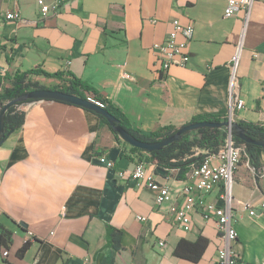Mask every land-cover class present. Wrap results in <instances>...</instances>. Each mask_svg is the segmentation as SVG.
Here are the masks:
<instances>
[{"label":"crops","instance_id":"1","mask_svg":"<svg viewBox=\"0 0 264 264\" xmlns=\"http://www.w3.org/2000/svg\"><path fill=\"white\" fill-rule=\"evenodd\" d=\"M228 3L66 0L42 17L37 0H0V74L36 68L73 73L105 94L135 129L151 135L201 116H228L238 55L245 107L235 120L264 125V0L229 17ZM10 11L21 18L8 20ZM175 19L194 24L190 59L163 71L154 45ZM32 77L49 87L62 84ZM19 108L25 122L0 145V234H10V253L5 257L0 247V264H84L87 258L92 264H216L222 244L216 219L195 211L189 227L176 223L169 203L158 204L152 190L129 177L140 153L97 114L53 99ZM258 154L264 169V147ZM140 157L153 164L147 151ZM248 162L240 163L233 183L235 247L239 264H264V175L258 180ZM155 170L180 203L191 169L181 177L179 168ZM207 199L222 205L217 192ZM244 201L252 203L254 215ZM108 225L122 232L119 249L108 242ZM201 235L209 243L198 262L174 255L180 240ZM27 241L28 250L18 255Z\"/></svg>","mask_w":264,"mask_h":264},{"label":"built area","instance_id":"2","mask_svg":"<svg viewBox=\"0 0 264 264\" xmlns=\"http://www.w3.org/2000/svg\"><path fill=\"white\" fill-rule=\"evenodd\" d=\"M66 0H37L39 13L42 17L57 11ZM254 0H229L225 9L227 17L235 15L240 10L249 13ZM8 20H18L21 18L19 11H10L5 14ZM195 27L193 23H182L179 19L172 22L166 38L154 45L158 51L161 69L166 71L170 67L186 66L190 59L189 45L194 38ZM238 55L232 63V72L229 81V112L226 120L231 123L235 120L236 112L245 107V102L240 94V81L237 74ZM226 137L223 144L217 151H211L207 148L196 146L193 148L191 157L203 158L196 160L191 164V176L180 190L182 201H176L172 188L166 182L158 178L155 170V164H149L145 159L140 157L129 175L138 186L146 187L152 190L156 195L158 204L169 203L170 212L173 220L189 227L192 224V213L201 211L205 217H214L217 222V228L220 232L222 244L218 249L216 264H239L241 255L235 245L238 240V231L235 227V205L233 197V183L235 181V170L240 165L242 158L248 155L245 150V144H239L233 134L232 126L225 128ZM249 163V162H248ZM114 163L108 162L112 167ZM154 167V168H153ZM124 177L125 172H120ZM264 175V173H263ZM217 192L222 205L216 201H208L209 194ZM242 206L250 209V214H255V209L249 201L242 202ZM261 212L264 213V199L260 202ZM139 220H145L146 217L138 215ZM31 236L33 233L28 232ZM160 246L165 245L164 240L159 241ZM10 253L9 248L2 247V254L6 257ZM84 264H92L87 258Z\"/></svg>","mask_w":264,"mask_h":264},{"label":"trees","instance_id":"3","mask_svg":"<svg viewBox=\"0 0 264 264\" xmlns=\"http://www.w3.org/2000/svg\"><path fill=\"white\" fill-rule=\"evenodd\" d=\"M34 74L58 78L62 81V84L51 87L46 86L40 83L38 80H35L32 77V75ZM6 80L11 81V86L5 87L3 92L0 93V115L8 101L15 99L34 89L49 88L59 89L68 93L78 94L84 97L89 96L95 99L96 101L100 102L107 111H109L119 119L116 124L123 126L131 134L143 141H158L164 139L175 134L178 129L181 128L170 127L168 128V130L162 133H155L151 135L142 134L130 124L126 116L114 105V103L105 94L100 92L93 85L77 77L73 73H63L61 71L51 73L43 69L36 68L23 72L17 71L13 75H9L8 73H6L5 75L0 74V87L3 88V84ZM30 101H34V99H28L26 101L17 102L11 105L6 110L3 120L4 129L1 133L0 141L6 139L10 135V133L22 126V124L25 122L26 114L23 110L19 108V106L23 103ZM87 110L97 114L101 118V121L103 123L108 124L110 128L114 131V133L119 138L121 137L119 133L115 131L114 127L110 124L107 118H105L103 115L96 111H93L91 109ZM204 120L214 122H225L226 117L223 118L218 116H201L193 119L190 123H187L185 125ZM238 123L249 137L253 139L264 140V125L248 121H239ZM225 137L226 131L224 127H201L198 129H194L184 133L179 139L164 146L160 150L147 151L150 154L149 161L155 164L157 168H162L163 170H167L170 168H179L181 177L189 171L192 163L204 157V155H201L200 157H191L190 155L192 154L194 147L199 146L202 148H207L211 151H217L223 144ZM235 139L239 144H245V150L248 155L249 163L252 167H254L256 172V178L259 180L260 175L264 173V169L258 154L259 146L253 143H246L241 140L238 136H235ZM133 149H137L136 151L140 153V155H144V152H146V150L134 146ZM107 235L108 242L110 243V245H112L116 249H119L121 247L122 232L117 228L108 225ZM208 243V238L202 235L199 236L198 239L195 241L182 239L175 247L173 253L179 258H184L192 262H198L201 259L203 253L205 252ZM9 245L10 234L1 233L0 247L9 248ZM29 246L30 241H27L19 249L18 255H24L25 252L28 250Z\"/></svg>","mask_w":264,"mask_h":264},{"label":"water","instance_id":"4","mask_svg":"<svg viewBox=\"0 0 264 264\" xmlns=\"http://www.w3.org/2000/svg\"><path fill=\"white\" fill-rule=\"evenodd\" d=\"M28 99H34V100H40V99H53L58 100L62 102L72 103L76 104L82 107H85L87 109H91L93 111H96L103 115L107 120L110 122V124L114 127L115 131L119 133V135L130 145L146 150V151H154V150H160L164 146L176 141L179 139L184 133L198 129L201 127H224L227 128L229 125L232 126L233 134L235 136H238L241 140H243L246 143H253L256 144L259 147H264V140L259 139H253L249 137L246 132L241 128L239 123L237 121H233L232 123L229 120H226L225 122H214V121H199L194 122L188 125H185L178 129V131L164 139L158 140V141H143L141 139H138L133 134H131L126 128H124L121 125L116 124L119 119L114 116L112 113L107 111L104 106L96 101L95 99L87 96H81L78 94H72L68 93L59 89H49V88H43V89H34L31 90L15 99H12L6 103L4 106L1 115H0V136L4 129V116L6 113V110L13 104L20 102V101H26ZM4 141V140H3ZM3 141H0V145ZM158 172L164 173L162 168H157ZM24 227L26 224L21 223Z\"/></svg>","mask_w":264,"mask_h":264},{"label":"rangeland","instance_id":"5","mask_svg":"<svg viewBox=\"0 0 264 264\" xmlns=\"http://www.w3.org/2000/svg\"><path fill=\"white\" fill-rule=\"evenodd\" d=\"M8 86H11V81H10V80H6V81L4 82V84H3V88L0 87V93L3 92L4 88H5V87H8ZM123 140H124V139H123ZM124 141H125V140H124ZM134 150H137V149H134ZM142 157H143V156H142ZM245 159H246V157H243L241 163H242Z\"/></svg>","mask_w":264,"mask_h":264}]
</instances>
